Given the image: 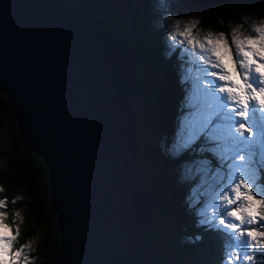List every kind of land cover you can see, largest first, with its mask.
<instances>
[{
	"label": "water",
	"instance_id": "obj_1",
	"mask_svg": "<svg viewBox=\"0 0 264 264\" xmlns=\"http://www.w3.org/2000/svg\"><path fill=\"white\" fill-rule=\"evenodd\" d=\"M136 64L135 49L99 17L61 0H0V91L13 136L45 164L55 264H158L140 231L161 199L134 187Z\"/></svg>",
	"mask_w": 264,
	"mask_h": 264
},
{
	"label": "trees",
	"instance_id": "obj_2",
	"mask_svg": "<svg viewBox=\"0 0 264 264\" xmlns=\"http://www.w3.org/2000/svg\"><path fill=\"white\" fill-rule=\"evenodd\" d=\"M61 1L78 12L102 19L116 38L125 41L130 38H120L115 25L108 21L111 19L109 15L98 11V0ZM253 9L258 10V6ZM94 11L97 13H92ZM175 12L178 14L179 9H175ZM145 14L146 11H142L141 16L145 17ZM236 21L233 8L219 2L200 13L196 26L226 34V30ZM137 30L128 42L137 52L135 81L142 99V109L132 114L135 134L140 143L134 171L145 166L152 167L145 183L146 187L150 188V185L155 183L157 191L159 185L162 186L164 182L162 187L167 188L163 194L157 191L163 198V203L152 212L150 226L141 232L140 238L146 243L144 237L147 235L145 238L155 243L153 245L156 248L158 264H222L225 256L222 234L216 229L194 222L193 208L189 207L190 209L185 211L184 207L180 206L183 189L174 187L170 178V172L175 171L180 164L207 158L209 146L201 144L197 148L194 145L185 153L171 148L168 149L169 153L165 152L166 137L175 125V119L172 118H176L184 102L183 81L176 80L175 72L179 60V56H175L178 49L168 52L157 38L155 29L152 31L155 42L146 34L138 36L144 27L143 30ZM163 151L166 157L161 155ZM166 163L170 166L165 167ZM45 175L46 170L40 157L25 150L20 139L13 136L12 110L5 95L0 91V185L3 186L1 194L8 199H16L13 205L15 208L21 211L24 209L21 223L23 225L26 221V224L20 233L19 242L26 243L39 235L31 245L33 249L30 255L34 264H45L43 259L46 264H55L59 241L57 231L51 229L55 225V215L49 211L47 186L42 187L39 183V179ZM163 178L167 181L162 180ZM167 185L172 186L168 189ZM161 212L162 216L165 214L164 219L159 217ZM44 218L46 224H42ZM193 234H196V238ZM47 244H51L52 248L49 253L46 251L50 249L46 247ZM253 264H264V257L257 256Z\"/></svg>",
	"mask_w": 264,
	"mask_h": 264
},
{
	"label": "snow or ice",
	"instance_id": "obj_3",
	"mask_svg": "<svg viewBox=\"0 0 264 264\" xmlns=\"http://www.w3.org/2000/svg\"><path fill=\"white\" fill-rule=\"evenodd\" d=\"M196 24H185L180 35L210 54L203 62L218 71L207 72L214 78L208 82V88L220 95H213L212 91L204 94L210 112L191 135L195 139L204 134L219 141L213 151L222 162L215 177L219 190L212 198L213 214L209 217L205 210H199L198 223L222 234L223 264H243L253 261L257 253L264 257V21L252 29L255 35L232 29L231 45L223 32H209L203 41L199 40L192 35ZM179 26L176 21L177 29ZM229 159L232 162L226 165L225 172L223 162ZM4 206L5 201L0 199V208ZM6 216V212L0 211V228L9 227L4 223ZM18 236V229L13 235L0 232V264H29L25 248L30 245L13 251Z\"/></svg>",
	"mask_w": 264,
	"mask_h": 264
},
{
	"label": "rangeland",
	"instance_id": "obj_4",
	"mask_svg": "<svg viewBox=\"0 0 264 264\" xmlns=\"http://www.w3.org/2000/svg\"><path fill=\"white\" fill-rule=\"evenodd\" d=\"M98 1V11H101V13L105 12L109 15L111 19H108V21L112 25H115V30L120 38L124 39L130 37L126 41L124 40L127 44H129L128 42H130L133 33H137V29L143 30L144 27L143 32L140 31L138 36L146 34L151 41L155 42L152 34V31L155 29L157 32V38L166 47L168 52H171L176 48L178 49L175 56L176 58L179 56V60L175 72L177 73L176 80L178 79L179 81H183L182 88L184 92V102L181 110L177 113L176 118H172L175 119V125L170 134L166 137L167 148L165 149V152L169 153L170 151L168 149L171 148L185 153L191 146L195 145V147L198 148L201 144L209 145L207 147V158L200 159L198 161H189L190 163L184 162L180 164L175 171L170 172V174H172L170 175L172 185L183 189L182 203H180V206L184 207L185 211H188L190 209L189 207L193 208L192 213L194 214V222L199 224L198 221L200 217L197 215L199 210H205L206 215L209 217L213 214L214 209L211 206L212 198L215 192L219 190V184L216 182L215 177L217 169H221L222 162L219 155L213 151L219 141L204 134H199L197 138L193 139L191 134L194 127H198L202 120L206 118L210 112L207 97L204 94L212 91L213 95H220L219 93H215L214 90H210L208 88V82L213 81L214 78L208 76L207 72L218 70L210 68L209 65L203 62L204 60L209 59L210 54L206 50H202L198 44H189L187 38L180 35V32L183 31L184 25L190 21L198 22L200 13H204L208 6H201L202 0H121L120 6L115 5L111 0ZM232 8L235 11L237 21L230 25V27L226 30L225 37L228 40L229 45H231L232 29L238 28L239 33L243 35H255V33L252 32V29L261 21H264V1L258 6V10H254L253 7L247 4H239L237 6H233ZM175 9H179L178 14H176ZM195 10L197 12H194ZM142 11H146L145 17L141 16ZM92 13L95 14L97 11ZM176 21L180 22L179 29L176 27ZM209 32L213 34L221 33L198 26L192 29V35L201 41H203L204 36ZM173 35H175L174 40L172 39ZM234 51L235 49L233 47V52ZM225 62L227 63V60H225ZM216 83L220 84L221 82L216 81ZM131 101L134 114L138 113L139 110L142 109V99L139 90L136 93H132ZM145 140L146 139H144V141ZM178 143H181L182 146L178 147ZM165 152L163 151L161 153L163 157H166ZM231 162L232 161L230 159L223 162V171L226 172L228 170L226 165ZM236 163L241 162L236 161ZM167 166L169 167L170 164L166 163L165 167ZM151 172L152 167L150 166H145L144 168L135 171L134 187L137 191H140L141 189L151 191L154 197L160 198L161 201L157 203L158 207L161 203H163V198L160 197L157 191L159 190L160 194H163L166 193L167 188L166 186L162 187L163 184L165 185L164 182L162 186L159 185L157 191H155V186L157 187L155 183L152 186L150 185V188L146 187L145 183ZM237 176H239V173H237ZM162 180L167 181L165 178ZM39 183L42 187L47 186L48 189L47 172L44 178L41 177L39 179ZM172 185H167L168 189H170ZM0 188L3 189V186L0 185ZM1 193L2 191H0V199L5 201V206L0 208V211L7 213L4 223L9 227L7 229L0 228V232H3L5 235H13L18 229L20 236V233H22L26 224V221L23 225L21 223L24 217V209L21 211L20 209L15 208L13 205L16 199H8ZM197 200L199 201L198 203ZM217 203L222 202L217 201ZM157 207L154 206L153 211ZM233 207H235V205H233ZM159 217L164 219L165 214L163 213L162 216L161 212L159 213ZM261 223H264V221ZM42 224H46L45 218L42 221ZM256 226L257 225H253V227ZM51 229L55 231L54 226H52ZM145 229L142 231H145ZM19 236L14 242L13 251L21 245H30V248H25V253L29 257V264H34L33 258L30 255L33 249L31 245L36 242L39 235L33 237L32 240H29L26 243L19 242ZM145 237L148 236L146 235ZM145 237L144 241L146 243L155 244L154 242H149ZM193 237L196 238V234H193ZM46 247L50 248L46 251L48 253L51 252V244H47ZM257 256H259V253H257L256 257ZM43 261L46 264L44 259ZM243 264H253V261H244Z\"/></svg>",
	"mask_w": 264,
	"mask_h": 264
},
{
	"label": "bare ground",
	"instance_id": "obj_5",
	"mask_svg": "<svg viewBox=\"0 0 264 264\" xmlns=\"http://www.w3.org/2000/svg\"><path fill=\"white\" fill-rule=\"evenodd\" d=\"M115 5H116V4H115ZM120 5H121V3H120L119 5H117V6H120ZM150 222H151V219H150ZM141 232H142V230L140 231V234H141ZM140 241H142L141 238H140Z\"/></svg>",
	"mask_w": 264,
	"mask_h": 264
}]
</instances>
